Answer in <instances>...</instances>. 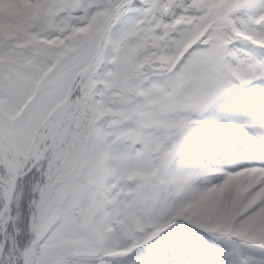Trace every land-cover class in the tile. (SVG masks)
Wrapping results in <instances>:
<instances>
[{"label":"snow or ice","instance_id":"obj_1","mask_svg":"<svg viewBox=\"0 0 264 264\" xmlns=\"http://www.w3.org/2000/svg\"><path fill=\"white\" fill-rule=\"evenodd\" d=\"M30 3L0 30V264H264V119L236 107L264 0ZM221 123L255 136L201 141Z\"/></svg>","mask_w":264,"mask_h":264},{"label":"rangeland","instance_id":"obj_2","mask_svg":"<svg viewBox=\"0 0 264 264\" xmlns=\"http://www.w3.org/2000/svg\"><path fill=\"white\" fill-rule=\"evenodd\" d=\"M17 4L26 7L29 6L32 8L30 0H0V12L15 11L16 13H19ZM5 28H16L17 30H19V24L0 26V30H3ZM239 114L241 118L252 117V118L264 119V105H262L260 101L256 100V98L252 96L249 99L248 103H246L242 107ZM254 136L255 133L250 128H244L240 126H226L225 124L221 123L211 127L210 129H207L206 132L201 135V141L207 143L209 141L216 140L219 138H226L231 142L246 143L249 142ZM199 142L200 141H197L195 142V144L190 146V148L186 151L187 156H191L194 154L195 146ZM211 163L213 164V166L216 167L221 166L219 162H211ZM241 163L247 164V163H251V161L250 160L231 161L229 167H236ZM209 179L212 178L209 177ZM212 246L215 248L213 244Z\"/></svg>","mask_w":264,"mask_h":264},{"label":"trees","instance_id":"obj_3","mask_svg":"<svg viewBox=\"0 0 264 264\" xmlns=\"http://www.w3.org/2000/svg\"><path fill=\"white\" fill-rule=\"evenodd\" d=\"M17 8L19 10V13H16L15 11H8V12H0V26H8V25H14L16 23H13V21L18 20L21 16L27 14L31 7H26L20 4H17ZM237 48H240L243 50L244 53L248 54L250 57L259 58L261 56H264V50L252 47L250 45H246L240 42H237L236 44ZM261 83V84H258ZM264 81H254L252 84L244 86L238 90H236V94L240 98V102L237 103L236 107L240 110L242 107L248 103L249 99L253 96L256 98V100L260 101V97L264 95ZM233 102L231 98H225L223 101H221L220 105L214 110L216 112L223 111L225 109H228L230 106H232ZM195 144V143H194ZM190 227V226H189ZM213 245L216 247H222L215 242H212Z\"/></svg>","mask_w":264,"mask_h":264}]
</instances>
